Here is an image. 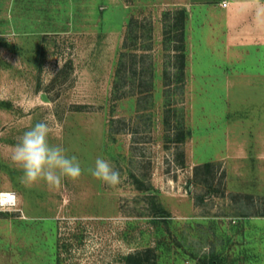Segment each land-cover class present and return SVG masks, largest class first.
<instances>
[{"label":"rangeland","instance_id":"obj_1","mask_svg":"<svg viewBox=\"0 0 264 264\" xmlns=\"http://www.w3.org/2000/svg\"><path fill=\"white\" fill-rule=\"evenodd\" d=\"M46 117L59 189L11 160ZM130 256L264 264V0H0V264Z\"/></svg>","mask_w":264,"mask_h":264},{"label":"clouds","instance_id":"obj_2","mask_svg":"<svg viewBox=\"0 0 264 264\" xmlns=\"http://www.w3.org/2000/svg\"><path fill=\"white\" fill-rule=\"evenodd\" d=\"M53 131L46 117L25 131L12 150L11 160L22 170L21 183L26 186L44 182L50 189H59L65 179L76 181L84 172L76 156H68L62 146L49 142ZM87 171L109 187L123 182L120 171L104 158H97ZM204 250L208 251V246Z\"/></svg>","mask_w":264,"mask_h":264},{"label":"trees","instance_id":"obj_3","mask_svg":"<svg viewBox=\"0 0 264 264\" xmlns=\"http://www.w3.org/2000/svg\"><path fill=\"white\" fill-rule=\"evenodd\" d=\"M182 47H183V45H182ZM184 137H185V132L181 129L180 132L177 133V137H176L175 141H177V142H178V141H181ZM209 165H210V162H205L204 164H202V166H209ZM198 166H200V165H197L196 168H198ZM156 207L158 208L159 211H161V212H165V210H164L161 206H157V205H156ZM165 213H166V212H165ZM160 215H161V214H160ZM133 258H134V256H130V257L128 258L129 261L131 262V264H135V263L133 262ZM208 264H213L211 259H208Z\"/></svg>","mask_w":264,"mask_h":264},{"label":"bare ground","instance_id":"obj_4","mask_svg":"<svg viewBox=\"0 0 264 264\" xmlns=\"http://www.w3.org/2000/svg\"><path fill=\"white\" fill-rule=\"evenodd\" d=\"M3 200H13V195L10 192H4L2 194Z\"/></svg>","mask_w":264,"mask_h":264},{"label":"crops","instance_id":"obj_5","mask_svg":"<svg viewBox=\"0 0 264 264\" xmlns=\"http://www.w3.org/2000/svg\"><path fill=\"white\" fill-rule=\"evenodd\" d=\"M187 132H188V131L185 132V137H184L181 141H178V142H182V141L185 140V138L187 137V136H186V135H187ZM205 162H210V161H204L202 164H204ZM197 165H201V164H196V166H197Z\"/></svg>","mask_w":264,"mask_h":264}]
</instances>
